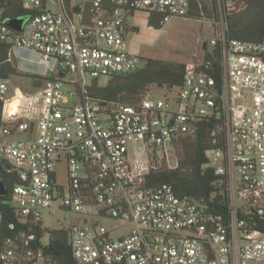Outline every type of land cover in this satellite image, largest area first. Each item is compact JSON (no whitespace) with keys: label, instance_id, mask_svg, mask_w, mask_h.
Segmentation results:
<instances>
[{"label":"built area","instance_id":"built-area-1","mask_svg":"<svg viewBox=\"0 0 264 264\" xmlns=\"http://www.w3.org/2000/svg\"><path fill=\"white\" fill-rule=\"evenodd\" d=\"M7 1L0 0V42L11 45L10 59L24 49L63 74L21 94L14 108L9 79H0V158L19 176L11 199L22 222L46 229L43 211L60 202L72 215L66 231L79 264H264V233L248 224L264 219V35L258 43L226 38V15L246 10V0L219 1L218 36L209 47L222 45L220 80L210 60L191 63L174 97L147 95L137 106L104 104L87 87L142 65L126 41L130 15H159L163 30L173 18H187L189 0H91L88 13L72 0L71 16L66 0H20L29 12L18 17L26 18L21 32L7 23ZM35 107L40 117L29 112L28 121L19 120L17 108ZM211 120L220 131L206 167L225 179L227 219L178 197L169 184H145L174 141ZM60 165L66 185L57 181ZM105 219L118 224L107 227ZM27 235L5 242L0 264H55L43 254L47 239Z\"/></svg>","mask_w":264,"mask_h":264},{"label":"trees","instance_id":"trees-1","mask_svg":"<svg viewBox=\"0 0 264 264\" xmlns=\"http://www.w3.org/2000/svg\"><path fill=\"white\" fill-rule=\"evenodd\" d=\"M72 0H66L68 12L71 16L76 13V6L71 7ZM75 3L83 4L87 13L91 0H74ZM109 5L110 0H104ZM220 0H189L190 9L188 18L210 19L219 22ZM224 1V0H223ZM247 8L241 13L227 14L226 38L228 42L239 40L243 42L258 43L264 35V0H246ZM5 14L10 18L25 17L29 12L21 6L20 0H9ZM208 4L210 7H208ZM149 26L155 30L162 28V17L159 15L149 16ZM206 48L205 57L202 62L211 61L212 70L220 80L222 45H217L211 50ZM11 45L0 42V79H10L12 76H24L31 80L34 89L43 87L47 82L54 81L60 75L38 76L22 74L10 59ZM140 68L129 74H119L110 77L105 85L99 80L92 81L87 87L88 95L104 104L116 105L127 104L140 105L147 93L155 87H166L169 90L181 87L184 81L185 64L166 62L154 58L142 57ZM204 68V67H203ZM2 103H0V127ZM218 122L202 121L197 125L194 133L179 137L174 141L179 149L177 167L174 169H159L151 172L146 178V186L169 184L173 187L178 197H185L199 203L209 209L214 215L228 218L229 195L227 185L223 177L215 175L214 171L206 167L207 152L214 148L213 139L219 135L220 126ZM0 179L9 190L7 196H0V213L2 216L0 224V249L4 247L7 240L17 243L24 240L27 233L35 232L39 239L46 238L47 243L43 248V254L50 258L55 264H79L73 257L69 244L68 231L65 229L48 230L41 229L40 225H26L17 214L12 205V189L20 184L19 176L10 165L0 158ZM15 224V229L9 226ZM249 226L264 233V219L252 217Z\"/></svg>","mask_w":264,"mask_h":264},{"label":"rangeland","instance_id":"rangeland-1","mask_svg":"<svg viewBox=\"0 0 264 264\" xmlns=\"http://www.w3.org/2000/svg\"><path fill=\"white\" fill-rule=\"evenodd\" d=\"M209 0H207L208 2ZM208 7L210 5L208 4ZM56 9V7H53ZM146 15V14H145ZM216 21L210 19H192V18H173L166 24L163 30H153L148 27L146 20L138 21V28L140 36L136 41L140 44L141 54L143 56H150L145 58H154L166 62L191 64L201 63L205 57L208 43L218 36L216 28ZM133 24V21H128ZM154 37V41L151 38ZM132 37H129L128 42H131ZM205 46V48H204ZM211 47H209V50ZM52 72L50 71V75ZM10 86H20L28 92L33 91L31 80L24 76L15 75L10 78ZM100 84L105 85L106 80H100ZM166 87H155L147 95H152L154 98L163 99L166 96L174 97L176 93L168 92ZM131 154L134 148L131 147ZM179 149L175 145L170 151L169 157H165L161 161L160 169H170L169 166L174 167L178 163ZM156 162L157 161H153ZM57 181L61 185H66V169L64 165H60L57 173ZM77 218V216H75ZM105 226L111 227L118 224L110 219L103 221ZM43 224L48 230H68L72 224V215L69 211L61 207V203H55L51 209L43 211ZM125 225L123 229H127ZM124 231V230H123ZM117 236V235H116Z\"/></svg>","mask_w":264,"mask_h":264},{"label":"crops","instance_id":"crops-1","mask_svg":"<svg viewBox=\"0 0 264 264\" xmlns=\"http://www.w3.org/2000/svg\"><path fill=\"white\" fill-rule=\"evenodd\" d=\"M146 13L144 12H134L132 15H130L127 19H126V24L128 26V34L126 36V41L128 44V49L130 52L138 54L141 58L142 57H150V56H143L141 54V49H140V44L138 41H136V39L140 36V30L138 28V21L140 20H146L148 27H149V15H145ZM132 20L133 24H129L128 21ZM152 29V28H150ZM155 30V29H153ZM129 37H132L131 42H128ZM151 40L154 41V37L151 38ZM11 59L13 61V63L16 65L18 71L22 74H29V75H38V76H50V69L43 65L42 63H40V57L38 54L33 53V52H29L27 50H20L18 53L17 52H13L11 55ZM53 74V73H52ZM51 74V75H52ZM11 79H9L10 82ZM107 83V80H106ZM20 86H15V88H12V86H10L9 83V87H10V92H9V103L8 104H15L18 106L17 102V98L21 96V94H30L35 92L37 89H33V91H26L22 88V84H19ZM15 102V103H13ZM18 112V118L20 121L24 122V121H28V114L29 112H34V115H36L37 117L41 116V109L38 107H35V109L32 111H29L24 108H17L16 109ZM33 124V129L34 131L32 132V136L36 135V129H35V123L36 121H32L31 122ZM5 142V139L0 138V146ZM130 229V226H128V228L126 229V231L128 232V230ZM115 237H118L120 235H114Z\"/></svg>","mask_w":264,"mask_h":264},{"label":"water","instance_id":"water-1","mask_svg":"<svg viewBox=\"0 0 264 264\" xmlns=\"http://www.w3.org/2000/svg\"><path fill=\"white\" fill-rule=\"evenodd\" d=\"M79 10V8H77ZM26 18H9L7 23L8 25L14 29L15 31L21 32L23 29V24ZM205 48V46H204ZM9 194V190L5 183L0 179V196H7Z\"/></svg>","mask_w":264,"mask_h":264},{"label":"clouds","instance_id":"clouds-1","mask_svg":"<svg viewBox=\"0 0 264 264\" xmlns=\"http://www.w3.org/2000/svg\"><path fill=\"white\" fill-rule=\"evenodd\" d=\"M12 107L14 108V107H15V105L13 104V105H12Z\"/></svg>","mask_w":264,"mask_h":264}]
</instances>
